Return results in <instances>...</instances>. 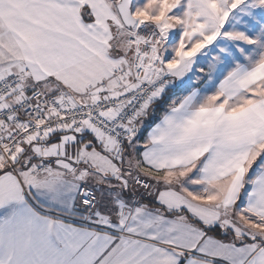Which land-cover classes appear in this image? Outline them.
<instances>
[{"label": "snow or ice", "instance_id": "snow-or-ice-1", "mask_svg": "<svg viewBox=\"0 0 264 264\" xmlns=\"http://www.w3.org/2000/svg\"><path fill=\"white\" fill-rule=\"evenodd\" d=\"M0 264H264V0H0Z\"/></svg>", "mask_w": 264, "mask_h": 264}]
</instances>
